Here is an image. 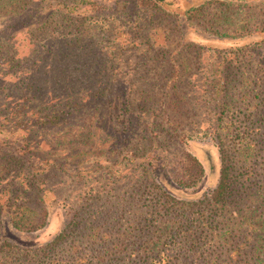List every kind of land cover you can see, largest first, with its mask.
I'll use <instances>...</instances> for the list:
<instances>
[{
  "label": "rangeland",
  "instance_id": "rangeland-1",
  "mask_svg": "<svg viewBox=\"0 0 264 264\" xmlns=\"http://www.w3.org/2000/svg\"><path fill=\"white\" fill-rule=\"evenodd\" d=\"M142 2L0 0V257L11 258L9 264L23 249L53 239L82 207L85 219L100 227L94 247L79 238L82 257L106 253L103 264H128L136 237L128 242L123 236L163 215L153 213L162 193L194 209L214 190L216 138L225 139L230 126L237 131L249 101L264 98L261 68L234 51L239 45L259 48L264 0H153L149 8ZM243 27L246 37H231ZM246 78L252 84L242 90ZM22 79L33 87L15 90ZM226 80L231 95L246 91L250 100L230 104L234 99L222 92ZM67 83L82 92L75 101L95 87L101 95L85 98L90 105L65 124L39 122L33 105L37 116L29 109L25 120L12 115L22 93L33 92L57 111L61 101L55 97L68 91ZM67 124L92 127L93 143L75 145L68 130L61 133ZM191 158L205 168L198 183L184 178L194 171ZM256 161L261 182L264 159ZM178 181L193 195L178 192ZM38 224L45 227L32 229ZM61 258L72 256L65 251Z\"/></svg>",
  "mask_w": 264,
  "mask_h": 264
},
{
  "label": "trees",
  "instance_id": "trees-1",
  "mask_svg": "<svg viewBox=\"0 0 264 264\" xmlns=\"http://www.w3.org/2000/svg\"><path fill=\"white\" fill-rule=\"evenodd\" d=\"M146 1V3L142 2L144 7L149 8V5L154 4L153 0ZM60 2L67 4L68 0H60ZM222 6L226 5L222 4ZM201 11V7L192 10V14L188 15L189 19L196 18L197 13L200 14ZM48 23L49 20L44 22L46 25ZM243 29L244 27L233 31L231 37H246L249 33ZM241 32L243 33L239 35ZM258 38L260 39L258 42H261L259 48L252 47L250 44L239 45L234 51L238 56L249 58L247 62L256 63L261 68L262 79L258 82L264 85V28ZM11 68H14V65ZM91 80L94 81L95 77ZM229 81L224 82L222 92L226 94L223 97L234 99L230 104L238 100L244 102L250 100L251 95L246 91L231 95L228 89ZM109 82L106 87L109 86ZM258 82L256 84H259ZM242 83L244 84L242 90L252 84L247 78L243 79ZM20 84H22V90H29L33 87L32 80L22 79L14 86L15 90ZM67 87L68 91L65 94L55 97L61 101V106H56L57 111L54 107H50L53 105L51 100L47 99L43 103L40 101L43 95L33 92L22 93L19 98L21 102L16 103L12 115L15 119L25 120L23 119L27 113L25 110L29 109L35 116V109L30 108L33 105L36 107V113L40 115L37 117L39 122L54 125L62 121L65 124L69 116L81 113L83 108L90 105V101H95L100 94V90L95 87L89 96L81 95L80 102H78L75 101L78 98L77 93L82 92L75 91L73 84L67 83ZM85 89L86 86H82V90ZM103 90L105 92V89ZM85 98H89L90 101L88 102L89 99ZM260 102L257 104L249 101L251 108L243 115L244 121L237 131L230 126L225 129V139L219 136L220 134L216 138L219 170L218 183L214 190L200 197L199 201L193 205L194 209L190 204L166 195L168 193H162L164 199L160 197L157 204H154L156 209L153 213L163 212V215L149 217L137 231L134 228L123 236L128 242L132 241V237H136L131 243L130 257L132 260L128 264H176V259L181 264H264V181L256 180L258 173L255 167L256 157L261 156L264 159V98L260 99ZM6 110L8 108L4 111ZM68 126L67 124L61 133L68 130L69 137L72 136V142L75 145L93 143L92 127L83 129L72 127V131V128ZM52 129H56V126ZM260 150L261 154L258 155L257 152ZM191 160L194 171H191L188 176L185 172L184 178L198 183L206 175L205 168L197 159L191 158ZM178 184L180 186L178 192L193 195L185 191L187 189L185 187L189 186L184 185L185 182L179 183L178 181ZM255 204H257L256 209ZM82 213H85L83 207L76 212V216L71 221L65 224L58 235L42 246H37L33 250L23 249L22 255L18 254L20 258L15 264H103L104 260L109 257L106 253L100 257L91 256V258H84L79 253V238H84L93 247L100 239L99 225L94 227L95 223L88 222ZM79 215L82 217L79 218ZM14 226L21 230L23 223ZM27 226L31 228L32 225ZM44 227L45 224H38L32 229L39 230ZM67 244H70L68 250L65 249ZM9 246L11 247L12 244ZM210 248H214L213 251H209ZM65 251L72 256L71 261L61 258ZM24 252L27 253L24 254ZM11 261L12 259L6 255L0 257V264H9Z\"/></svg>",
  "mask_w": 264,
  "mask_h": 264
}]
</instances>
